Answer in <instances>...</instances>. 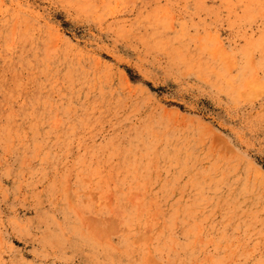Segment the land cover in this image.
Instances as JSON below:
<instances>
[{
    "label": "rangeland",
    "instance_id": "rangeland-1",
    "mask_svg": "<svg viewBox=\"0 0 264 264\" xmlns=\"http://www.w3.org/2000/svg\"><path fill=\"white\" fill-rule=\"evenodd\" d=\"M0 264H264V0H0Z\"/></svg>",
    "mask_w": 264,
    "mask_h": 264
}]
</instances>
